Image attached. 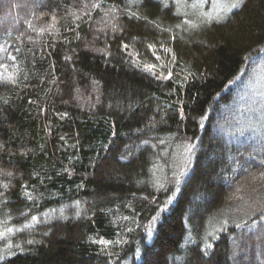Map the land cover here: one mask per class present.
<instances>
[{
    "label": "trees",
    "instance_id": "16d2710c",
    "mask_svg": "<svg viewBox=\"0 0 264 264\" xmlns=\"http://www.w3.org/2000/svg\"><path fill=\"white\" fill-rule=\"evenodd\" d=\"M0 264H264V0H0Z\"/></svg>",
    "mask_w": 264,
    "mask_h": 264
},
{
    "label": "rangeland",
    "instance_id": "374dc122",
    "mask_svg": "<svg viewBox=\"0 0 264 264\" xmlns=\"http://www.w3.org/2000/svg\"><path fill=\"white\" fill-rule=\"evenodd\" d=\"M209 2V0H204ZM213 3L216 5L218 11L220 9H225L226 11L231 9L234 5L238 4L240 0H212ZM199 5L198 3H194V6ZM223 12H220L222 14Z\"/></svg>",
    "mask_w": 264,
    "mask_h": 264
}]
</instances>
